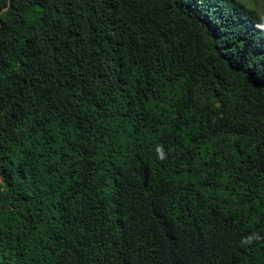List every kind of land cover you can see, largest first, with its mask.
Returning <instances> with one entry per match:
<instances>
[{
    "label": "trees",
    "instance_id": "16d2710c",
    "mask_svg": "<svg viewBox=\"0 0 264 264\" xmlns=\"http://www.w3.org/2000/svg\"><path fill=\"white\" fill-rule=\"evenodd\" d=\"M0 264H264L257 12L0 0Z\"/></svg>",
    "mask_w": 264,
    "mask_h": 264
},
{
    "label": "rangeland",
    "instance_id": "374dc122",
    "mask_svg": "<svg viewBox=\"0 0 264 264\" xmlns=\"http://www.w3.org/2000/svg\"><path fill=\"white\" fill-rule=\"evenodd\" d=\"M247 7L254 9L259 17L264 20V0H236Z\"/></svg>",
    "mask_w": 264,
    "mask_h": 264
}]
</instances>
